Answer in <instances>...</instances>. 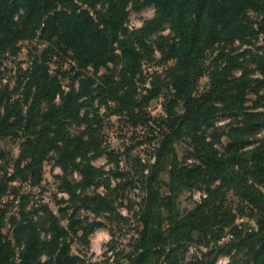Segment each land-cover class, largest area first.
Masks as SVG:
<instances>
[{
	"label": "trees",
	"instance_id": "16d2710c",
	"mask_svg": "<svg viewBox=\"0 0 264 264\" xmlns=\"http://www.w3.org/2000/svg\"><path fill=\"white\" fill-rule=\"evenodd\" d=\"M147 6L154 7V17L138 29L127 30L129 8L139 11ZM166 28L176 38L169 45L159 38L162 62H175L168 72L169 82L155 77L151 88L141 89L147 81L143 66L155 61L152 40ZM261 37L264 0H0V56L16 54L25 41L46 45L41 54L31 56L30 68L22 72L23 103L11 102V94L4 95L7 91L0 94V139L21 140L16 158L10 160V154L0 150V165L13 166L12 175L6 170L2 179L0 200L3 196L18 200V215L9 219L12 232L6 229L8 210L0 205V264H89L70 254L68 240L86 241L105 223L88 224L74 214L64 216L65 227L46 204L32 205L29 210L31 192L20 196L16 188L8 191V182L18 179L38 185L43 163L49 159L65 173L70 200L79 201L96 217L107 214L105 220L129 223L117 212L118 191L110 189L109 179L104 180L106 194L80 191L93 184L98 189L104 175L91 164L106 153L103 119L98 112L82 114L94 109L95 103L115 104L135 125L148 127L156 122L165 129L157 159L148 175H142L146 193L143 229L131 251L118 254L114 264H120V257L129 264H180L192 243L208 248L193 264H216L220 255L233 252L232 264H264V137L257 146L247 148L250 138L264 132V94L260 95L264 91V46L256 53L233 49L236 42L248 46ZM213 53L217 55L208 63ZM53 56L74 62L69 90L52 74L49 60ZM247 56L261 79L250 78L241 62ZM239 69L243 75L236 77ZM204 75L209 76L210 87L196 97ZM163 94L164 115L154 119L147 108ZM250 94L257 95V101L251 102ZM221 118H230L232 123L224 133L228 143L220 155L215 149L217 135H212L213 141L206 135ZM178 143L189 144L195 164L187 167L179 162ZM114 157L118 158L111 153ZM139 165L143 173L146 168ZM74 171L82 176L77 185L68 181ZM167 172L168 184L162 180ZM112 174L127 180L119 183V189L134 182L128 179L130 173L117 170ZM204 184L209 187L208 199L182 214V194ZM230 192L247 203L257 228L247 235L236 229L229 243L210 248L234 222L222 206ZM79 230L81 237H77Z\"/></svg>",
	"mask_w": 264,
	"mask_h": 264
},
{
	"label": "rangeland",
	"instance_id": "374dc122",
	"mask_svg": "<svg viewBox=\"0 0 264 264\" xmlns=\"http://www.w3.org/2000/svg\"><path fill=\"white\" fill-rule=\"evenodd\" d=\"M128 20L125 24V28L129 30V26L132 25L134 28H140L143 26L144 22L150 20L154 17V7L147 6L139 11H135L131 8L128 10ZM254 20H258L257 16L252 14ZM131 31V30H129ZM164 40L166 45L172 44L176 41L175 36L172 34L169 28H166L161 34L156 36L153 43V49L155 53V61L143 66V74L146 77V84L141 87V89L151 88V83L155 77H160L162 82H169L168 72L175 65L174 61L169 63L162 62V54L159 49L160 39ZM264 46V38L252 41L251 45L242 46L240 42H236L233 45V49L239 53L245 50H251L256 53L258 47ZM38 51H35V50ZM46 49V45L43 42L35 41H25L18 45V51L16 54L8 53L0 56V94L5 92L4 95L10 96L11 102L23 103V89L19 85L23 80L22 72L29 69L32 62V55L35 52L41 54ZM217 53L209 54L207 62L209 63L214 59ZM241 62L244 64V68L250 74V78L254 80L261 79V75L257 70L256 66L252 64L250 59L247 57L242 58ZM49 65L52 70V74L59 76L62 86L64 89L69 90L72 86L71 77L74 72H71L75 65L74 62L66 57L53 56L49 60ZM91 73L93 72L90 70ZM63 73H68L63 76ZM104 73V70L100 71V75ZM236 77L243 75V70L239 69L234 74ZM77 83V82H76ZM76 87L78 83L75 84ZM210 87L209 76L204 75L199 79L197 90L195 92L196 97L203 95L208 91ZM263 95L264 91H261ZM167 93V92H165ZM248 99L251 102L257 101V95L250 94ZM166 98L161 95L158 99L153 100L148 106V112L154 119H158L164 115V104ZM249 102L251 106L252 103ZM263 102L260 101V104ZM99 113L103 119V136H102V147L106 151L104 155L99 158L93 159L91 164L101 170L104 175L100 179L102 184L98 189L93 185L87 187L86 189H81V193L91 195L97 191L99 194H106L107 190L105 188L104 180L109 179V186L111 190H117L115 193L117 196L116 209L117 212L125 219L129 221L128 224H123L116 222L113 219L105 220L108 217L107 214L96 217L90 210H86L81 206L79 201L73 202L66 191L67 188L64 186L63 179L65 178V173L59 167L54 160H46L42 166V177L38 185L32 186L31 182L21 183V180L9 181L7 184L8 191L16 188L19 191L20 196H29L31 192L33 195L30 196L29 210L32 205H39L40 203L49 206L50 210L58 217L62 218V224L66 227L68 222L65 215L71 216L76 214V218L87 220L88 224H94L97 222L105 223L106 227L96 228L91 234H89L86 241H79L78 238H70L68 242L70 243V254L73 256L81 257L86 263L89 264H114L118 254L122 251L128 253L131 251L135 240L138 238V233L143 229L142 224V214L144 204L143 201L146 198V193L142 188L141 181L143 177L148 175V170H150L151 165H154L158 152L160 150V144L162 140V134L165 129L161 126L156 125V122H152L145 126L135 125L127 115L121 113L116 108V105L110 103L109 105H101L95 103V107L92 110L85 109L82 114L90 116ZM232 123L230 118H221L216 123V127L211 129L207 133L208 141H213L212 135L216 134L219 139H216L215 149L218 154H223L225 152V147L228 143V138L224 135L227 132V126ZM74 130H77L75 128ZM264 137V132L253 136L250 138L251 145L247 148H252L257 146V141ZM21 140L14 138L0 139V150L7 151L10 154L9 159L16 158L20 154ZM176 151L179 162L185 166L193 165L197 160L191 156L192 148L189 144L178 143L176 144ZM111 153H114L118 158L112 159ZM52 156V154H51ZM80 161V160H79ZM145 166V171H141V166L139 163ZM148 167V168H147ZM6 170L8 171V176L13 173L12 163L0 165V186L2 179L5 175ZM121 171L122 173L129 174V180H132L133 184L129 182L125 190L119 189V183L121 185L127 183V180L116 179L113 176V171ZM82 179L81 174L78 171H74L68 176V181L73 185H77ZM97 179V180H99ZM162 180L166 184L169 182V172L162 175ZM96 188V189H95ZM78 191V195L80 194ZM197 191H204L207 195L205 199L201 202L195 198V193ZM264 192V189H263ZM163 193L168 194V189L164 188ZM80 194V195H82ZM209 197V187L204 184L199 187L194 188L189 192L182 194L180 198V209L182 214H185L192 210L196 205L202 204ZM17 198L15 196H3L0 200V205L3 208H7V230L12 232V225L9 223V219L13 216H17L18 212L16 210V205L18 204ZM223 209L227 214H230L234 218L233 224L226 228L223 235L217 242H212L210 248L217 246H222L230 242V234L235 233V230L240 229L243 235L253 233L257 226L254 215L250 208L247 207V203L241 198L236 196L233 192H230L226 199L224 200ZM61 210H64L63 213ZM233 232V233H232ZM105 233V235H103ZM45 235V233H42ZM83 235L82 230L78 231V236ZM47 236V235H45ZM196 244V245H195ZM190 247H195L198 249L199 253L189 254ZM187 250L184 251V255L180 264H193L196 260L203 258V254L208 250V248L199 243H192L188 245ZM112 250H115L112 252ZM230 255H220L217 259L216 264H232V256ZM46 259V258H44ZM120 264H129L127 258L120 257Z\"/></svg>",
	"mask_w": 264,
	"mask_h": 264
},
{
	"label": "built area",
	"instance_id": "2783aa9c",
	"mask_svg": "<svg viewBox=\"0 0 264 264\" xmlns=\"http://www.w3.org/2000/svg\"><path fill=\"white\" fill-rule=\"evenodd\" d=\"M135 29H138V28H134L132 25L129 26V30L133 31ZM206 197H207V195H206V193L204 191H197L195 193V198L197 200H199L200 202H201L202 199H205ZM195 252L198 254L199 253L198 249L195 248V247H190L189 254L193 255ZM187 264H189V263L187 262Z\"/></svg>",
	"mask_w": 264,
	"mask_h": 264
},
{
	"label": "crops",
	"instance_id": "0c3cea01",
	"mask_svg": "<svg viewBox=\"0 0 264 264\" xmlns=\"http://www.w3.org/2000/svg\"><path fill=\"white\" fill-rule=\"evenodd\" d=\"M103 235H105V233H103Z\"/></svg>",
	"mask_w": 264,
	"mask_h": 264
}]
</instances>
